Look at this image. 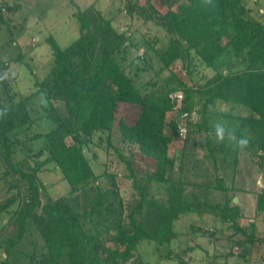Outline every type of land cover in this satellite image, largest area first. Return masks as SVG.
<instances>
[{
    "label": "trees",
    "instance_id": "obj_1",
    "mask_svg": "<svg viewBox=\"0 0 264 264\" xmlns=\"http://www.w3.org/2000/svg\"><path fill=\"white\" fill-rule=\"evenodd\" d=\"M144 2L119 0V10L129 16L136 14L143 22L153 20L168 34L165 44L155 47L158 39L150 40L145 35L135 41L131 33L117 29L93 5L78 9L73 12L79 23L76 39L61 47L51 36L46 38L53 63L43 78L33 83L36 90L16 103L0 104V108H9L7 116L0 118L4 173L15 181L19 176L27 191L23 195L16 183L21 203L6 223L15 232L0 241L5 254L1 264L10 262L8 257L24 238L28 224L36 228L44 242L43 251L28 254L29 264H125L134 260L139 242L150 240L162 245L177 238L175 222L187 212H212L221 222H230L234 234L255 242L254 232L237 222L242 216L238 205L230 206L227 193L240 188L236 178L226 182L216 175L219 163L236 173L240 149L228 141L227 135L224 142H217L211 135L215 134L213 124L223 122L227 131L247 137L259 162L264 160V0H161L167 6L163 12L153 0ZM4 6L2 2L0 21L4 20L3 10L8 8L13 14L20 8V1ZM193 54L211 69L208 77L200 75L196 81L191 80ZM178 61L182 63L179 69ZM2 68H7L6 61L0 64V71ZM149 71L153 75L145 78ZM174 90L184 95L180 109L190 114L185 121L188 134L208 132L203 145L215 183H208L201 195L186 190L189 179L184 177L189 169L185 165L179 168L184 177H173L175 159L168 156V151L181 121L177 112L168 120L174 103L167 95ZM119 104L136 107L133 122L124 117L116 120ZM222 107L236 112H225ZM195 110L200 114L197 122L191 119ZM46 119L51 126L45 123L43 133L31 136L42 138L45 157L25 169L13 158L16 147L24 146L19 133L43 126ZM116 121L118 142L129 146L127 155L110 139ZM103 131H108L107 146L113 148L127 171L124 176L131 180L132 193L127 199L116 184L119 208L113 199L108 200L113 189L102 190L98 185L96 197L82 204L74 203L78 195L42 202L43 184L37 178L48 163L61 171L71 193L86 195L85 188L99 175L85 156L84 146L95 132ZM188 134L183 140L186 146ZM229 154L234 155L231 162L227 161ZM143 164H151L153 171L143 169ZM111 176L115 179L117 175L114 172ZM196 179L193 187L201 184ZM150 183L163 186L158 198L149 194ZM209 187L223 196V204L207 200ZM254 196L255 211L264 215V189ZM131 264L147 263L139 258ZM179 264L189 263L179 259Z\"/></svg>",
    "mask_w": 264,
    "mask_h": 264
},
{
    "label": "rangeland",
    "instance_id": "obj_2",
    "mask_svg": "<svg viewBox=\"0 0 264 264\" xmlns=\"http://www.w3.org/2000/svg\"><path fill=\"white\" fill-rule=\"evenodd\" d=\"M7 1L12 3L13 0ZM20 1L22 3L20 9L13 14L3 11L4 20L0 21V64L7 62V68H2L0 76L8 74L7 79L0 80V104L3 105L16 103L34 92L36 90L33 85L35 80L42 79L49 71L53 57L50 46L46 42L48 36H51L61 47H65L78 37L79 23L73 15V12L78 9L84 10L93 5L117 29L131 33V37L135 41H140L144 35L150 40L156 37L158 40H155V47H159L168 40V34L151 19L143 22L142 18L136 14L133 16L123 13L114 14L112 12L115 10L113 9L114 4L116 7L121 5L119 0ZM138 1L143 5L145 4L144 0ZM153 3L160 12L167 8L161 0H153ZM192 58L194 63L190 68L192 81H196L200 75L208 77L212 73L211 69L204 67L194 54ZM181 64L180 61L176 63L178 69ZM234 68L236 67L233 66ZM149 75H153V72L146 73L145 78ZM36 100L39 99L36 98ZM223 109L225 112L232 111L230 108L224 107ZM136 112L137 109L133 105L119 104L116 110V120L119 117H124L128 122H133L136 118ZM173 115L172 113L169 114L168 120L173 119ZM191 119L195 122L200 121V114L195 110L191 114ZM45 123L47 125L49 123L51 126V121L46 119L43 126H33L31 130L19 133L24 146L21 149L18 148L19 146L16 147L13 158L25 169H30L37 161H41L45 157L46 152L42 138L33 139L31 137L35 133H43ZM116 123L117 121L112 129L110 139L118 149L127 155V147L129 146L118 142ZM207 133L205 131L189 133L188 146L184 145L182 139L174 136L168 151V156L175 159L171 168L173 177L175 179L183 178L179 168L180 164L185 165L189 169L188 171L185 170L184 179L186 181L189 179V183L185 186L186 190L199 193V195L206 190L208 183H212V185L215 183L213 167L205 156L206 149L203 145ZM209 133L212 132L209 131ZM108 135V131L95 132L91 141L84 146L85 156L89 159L94 173L99 175L97 180L85 188L86 195L71 193L68 182L62 178L61 171L53 163H48L38 172L37 182L43 184L40 189L41 201L45 202L60 196L70 198L78 195L74 199V203L82 204L88 201V198L96 197L95 187L98 185L102 190L113 189L108 200L113 199L114 205L119 208V197L114 188H117V184L121 196L126 200L132 193L131 180L124 176V172L127 173V171L113 148L107 146ZM211 136L216 140L215 134L212 133ZM130 147L133 149L132 146ZM233 157L234 155L229 154L227 161L231 162ZM239 160L235 174L230 171L228 165L219 163L216 175L223 177L226 182H230L233 177L236 178V175L239 176L240 179H236L235 184L240 188L236 187L237 189L229 191L227 194L230 198V206L238 205L242 215L238 217L237 222L245 227L248 232H254L256 237L254 243L246 241V236L243 234H234V228L229 226L230 222H221L220 217L212 212H205L203 215L187 212L175 222V230L179 231H177L179 234L177 238L162 245H156L154 241L143 240L136 247L134 260L125 264H131L139 258L147 264H179V259H185L189 264H263L264 215L257 214L255 211L254 193L264 189V160L259 162L260 160L254 154V147L251 143L246 150L240 149ZM143 165V169L153 171L154 167L151 164L149 166ZM243 169L244 171H242ZM241 171L244 176L242 181ZM114 172L117 175L115 179L111 176V173ZM186 175L188 176L187 179ZM16 179L17 181H15V177L13 179L4 173V166L0 160V241L15 232L14 228L9 227L6 223L19 209L21 193L24 195L27 192L25 182L19 176H16ZM195 179L196 182L201 180V184H197V187L192 185L195 183ZM16 183L20 184L21 193L18 192ZM162 190H164L162 185L158 187L156 184H149V194L155 195L157 198L162 194ZM208 190L210 192L207 195V200L210 203H224V198L219 192L210 187ZM77 193H81V190ZM198 227H201L202 230H198ZM43 243L36 228L32 224H28L24 238L12 249L11 255L8 257L10 261L8 264H29L28 254H39L44 250ZM4 257V251L0 248V262Z\"/></svg>",
    "mask_w": 264,
    "mask_h": 264
},
{
    "label": "clouds",
    "instance_id": "obj_3",
    "mask_svg": "<svg viewBox=\"0 0 264 264\" xmlns=\"http://www.w3.org/2000/svg\"><path fill=\"white\" fill-rule=\"evenodd\" d=\"M8 78V74L0 76V80H5ZM41 102H43V97L40 98ZM9 112V108L4 107L0 108V118L6 117ZM215 139L217 142H224L226 135L227 139L230 143H234L235 146L239 149L247 148L249 145V139L245 136L237 137L234 132L227 131L226 126L223 122H215L213 124Z\"/></svg>",
    "mask_w": 264,
    "mask_h": 264
},
{
    "label": "built area",
    "instance_id": "obj_4",
    "mask_svg": "<svg viewBox=\"0 0 264 264\" xmlns=\"http://www.w3.org/2000/svg\"><path fill=\"white\" fill-rule=\"evenodd\" d=\"M2 4V0H0V5ZM169 101L174 103V108L172 109L171 113H178L179 119L181 121L177 122L176 126V137L179 139H186L188 134V127L186 124V120L190 116L189 111L187 110H181V104L184 99L183 92L180 90H174L168 93L167 95Z\"/></svg>",
    "mask_w": 264,
    "mask_h": 264
},
{
    "label": "crops",
    "instance_id": "obj_5",
    "mask_svg": "<svg viewBox=\"0 0 264 264\" xmlns=\"http://www.w3.org/2000/svg\"><path fill=\"white\" fill-rule=\"evenodd\" d=\"M19 1H20V0H19ZM2 2H3V5H5L4 7H7V6L9 7L10 5L13 4L14 0L12 1V3H11V2H8L7 0H2ZM10 3H11V4H10ZM20 6H22L21 1H20ZM120 6H121V5H119L118 7H116L115 4H114L113 9H115V10H113L112 12H113L114 14H115V13H117V14H122V13H123V14H126V12H125L124 10H119ZM116 8H117V9H116ZM19 9H20V8H19ZM3 11L10 12L8 8H5ZM16 11H18V10H16ZM16 11H15V12H16ZM115 11H116V12H115ZM15 12H14V13H15ZM10 13H11V12H10ZM103 15H104V14H103ZM239 171H240V170H239ZM240 177L243 178L244 176H240ZM236 179H238V180L240 179L238 175H236ZM203 214H204V213H203ZM203 214H202V215H203Z\"/></svg>",
    "mask_w": 264,
    "mask_h": 264
}]
</instances>
